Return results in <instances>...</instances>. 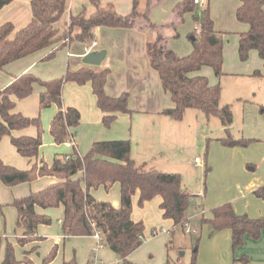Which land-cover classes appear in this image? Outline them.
Returning a JSON list of instances; mask_svg holds the SVG:
<instances>
[{
	"label": "trees",
	"instance_id": "trees-1",
	"mask_svg": "<svg viewBox=\"0 0 264 264\" xmlns=\"http://www.w3.org/2000/svg\"><path fill=\"white\" fill-rule=\"evenodd\" d=\"M14 0H0V10ZM67 0H31V20L23 28L14 30L10 23L0 27V71L16 60L29 54L48 48L53 43L63 40L61 47L72 42L90 44L94 39V30L98 27L148 30L156 33L154 38L147 40L146 53L149 65L160 80L162 90L170 96L173 107L162 114L172 121H181L187 110L200 111L206 119L215 117L224 130V137L218 139L223 147H247L255 140L236 138L230 127L233 116L229 105L221 104V88L210 85L208 79L197 75L202 68L212 70L215 78L223 76V38L214 29L209 16L208 2L201 4V16H195L197 6L195 0H182L176 4L172 13L180 19L184 14L192 13L195 30L190 35L191 53L178 56L167 45V40L160 34L158 26L149 20L152 0H147L146 9L138 11L140 0H133L132 10L126 15H119L112 4H102L99 0H88L93 8L89 15L82 11L70 15L67 27L59 36L55 24L65 12ZM160 3L164 0H155ZM235 20L247 25L245 33L240 34L237 54L240 61L249 58V52L255 51L259 59L264 61V0H238ZM143 22V27L138 22ZM175 31V26L172 27ZM173 38L178 34L173 32ZM55 51H51L43 60H51ZM109 69L95 71L88 67L76 71L66 70L60 78L41 81L31 74L14 77L13 81L0 90V141L10 137L12 146L17 153L29 160H35L28 170H18L5 165L0 160V181L6 187L51 176L59 182L49 185L41 191L31 192L27 196L16 198L11 206L16 210V244L24 247L28 243L41 241L36 230L39 225L48 226L52 223L49 216L39 215L36 208L54 209L63 207L61 233L64 241L71 237L93 236L99 234L101 245L111 250L119 259V264H133L127 257L143 243L144 224L131 219L132 198L138 194L137 205L142 207L156 197L161 199L159 209L162 217L171 220L174 227L184 232L187 222V209L192 196L183 188L178 173H166L147 170L144 164H136L131 158L129 141H98L94 142L84 155L74 148L71 156L61 159L54 158L51 165L44 161L37 163L39 147L42 143V128L39 117L27 118L12 111L15 107L14 97L22 100L31 95L35 84L43 91L39 95V109L56 106V113L50 122L49 133L56 145H61L74 136L73 130L78 126L79 112L71 107H63L61 94L63 86L74 83L78 86L90 84L96 98V105L103 114L102 124L109 128L116 119V114H129L128 94L109 97L105 94L104 85ZM253 77H260L258 70ZM261 112L264 108H261ZM28 127L36 129L35 137H13L12 131ZM247 171L256 170L255 165H246ZM209 168L205 170V176ZM80 173V177L73 178ZM115 183L120 187V206L114 208L109 202L98 201L91 195V190L103 187L108 191ZM252 195L264 200V185L252 192ZM195 197V196H194ZM3 206L0 205V226L3 225ZM211 219L201 217L200 225H207L209 234L214 235L223 230L231 233L233 251L243 244L245 238L258 240L264 230V216L249 218L247 215L236 214L230 203L216 206L211 211ZM4 237L0 235V244ZM5 239L4 254L0 264H33L23 257L18 261L14 255L13 245ZM170 244V242H169ZM36 249V248H35ZM34 249V250H35ZM53 247L43 258L41 264H48L56 254ZM198 240L195 241L189 264H197ZM236 262L250 264L246 255H241ZM63 264H76L73 259ZM163 264H173L169 255Z\"/></svg>",
	"mask_w": 264,
	"mask_h": 264
},
{
	"label": "crops",
	"instance_id": "crops-1",
	"mask_svg": "<svg viewBox=\"0 0 264 264\" xmlns=\"http://www.w3.org/2000/svg\"><path fill=\"white\" fill-rule=\"evenodd\" d=\"M205 1L209 2L208 0H203L202 4ZM30 2L31 0H14L3 7L0 10V27L6 23L12 24L15 31L25 27L31 20ZM99 2L112 4L115 11L122 16L128 15L133 5V0H99ZM140 2V5L144 7L142 9L144 11L147 0H140ZM168 2H170V5L166 7L167 10H163L164 16L175 3V1ZM238 5V0H236L234 7L237 8ZM164 7L165 5L161 8ZM82 11H85L87 15L93 12L88 0L66 1L65 12L55 24L59 36H62L65 31L70 15H76ZM138 25L143 27V22L139 21ZM245 26L246 30L243 28L242 31H245L242 33H245L248 29L247 25ZM242 33L234 34L237 38L236 47ZM227 35L231 34L225 33L224 37ZM153 36L155 35L149 34V31L145 29L98 27L94 30L93 41L96 42V45L93 47L91 44L79 42H72L66 47H61L63 40H60L48 48L7 64L0 71L1 90L10 84L14 77L23 74H31L42 81L62 76L66 70L76 71L85 67L95 71L109 69L110 73L104 85L105 94L109 97H118L123 93H127L129 96L128 108L130 113L116 114L115 121L109 128H106L101 122L103 114L97 108L96 98L92 93L90 84L87 83L83 86H78L74 83L65 84L61 94L62 105L63 107L76 109L79 112L80 119L78 126L73 130L74 136L72 140H68L61 145H56L49 133L50 122L57 111L56 106L51 105L46 109H39V95L43 91L41 86L35 84L31 95L25 99L17 100L13 97L12 100L15 102L13 113L27 118L39 117L40 119L42 143L39 147L37 163L42 160L47 165H51L54 158H67L72 155L74 148L78 152V145L87 149V146L91 147L97 141L123 140L130 142L131 158L136 164H144L147 170H156V168L160 169L166 166L164 165V163H167L165 159L169 157L170 151H167V153L163 151V156L167 155L168 157H161L159 161H156V158L150 155L148 150L144 149L145 135L149 134V132L157 130L162 135L161 131L170 130L172 134L169 133L167 136L171 138V136L177 135L176 129L179 127L177 125L178 122L172 121L162 114L164 110L172 108L173 103L170 96L162 90L157 73L149 65L146 42L152 39ZM51 51H55L54 58L48 61L43 60ZM91 51L105 52L100 65L90 66L83 63L84 56ZM189 52H191L190 48L186 46L180 54L186 56ZM236 53L235 55H238ZM249 57L255 63L253 67H246L244 71L230 73L234 71L225 72L222 64L223 76L244 75L252 78L253 71L255 69L259 71L260 69L261 77L264 78V61L259 59L255 51H250ZM202 70L203 68L197 75L204 76L207 73L202 72ZM209 83L214 85L211 82ZM250 89L253 90V86ZM236 96V100L241 101L240 95ZM249 105H253V102L244 106L247 114L245 112L241 125V136L239 137L253 139L255 142L247 147H223L218 141V139L223 137L221 134L224 135L222 126L214 138H211V135L206 136L205 139L208 140L209 144V155L204 165L209 167L207 178H209L210 184L200 200L203 210L198 214L197 209L194 208L193 214H189L187 217L188 222L195 216L198 219L201 217L211 219V212L208 217H205L209 210L224 203H230L234 212L239 215L245 214L253 219L264 216V200L257 199L252 195L255 189L264 185V111L258 110V105ZM44 117L47 120L46 124L43 122ZM81 125L85 127L78 132ZM230 130L237 132V123L234 120ZM11 135L16 138L35 137L36 129L28 127L23 130L12 131ZM44 147L47 151H50V154H53L51 157H48L43 151ZM162 159L164 160L161 162ZM0 160L5 165L12 166L18 170H28L35 162V160L29 161L21 157L12 146L8 136L3 137L0 141ZM247 164L255 165L256 170L253 172L247 171ZM193 165L198 168L202 166V162L200 161L199 164L194 162ZM160 172L166 171L162 169ZM78 177H80V173L73 178ZM57 182H59V179L51 176L39 177L32 182L12 187L4 186L0 181V205L3 206L2 212L5 227L6 225H9L10 228L13 225L16 226L17 213L10 205L14 199L27 196L31 192L41 191ZM91 195L98 201L109 202L114 208H119L120 206V187L117 183L108 191H105L103 187L91 190ZM137 197L138 194L136 193L132 198L131 219L134 222H143L145 233L143 232L142 245L131 253L127 259L133 264H163L169 255L171 242L170 244L169 242L165 244L162 249L160 246L158 248L152 247L153 240L159 235L173 233L176 227H174L171 220L163 219L162 211L159 209L161 203L159 197L145 202L142 207L137 206ZM35 210L37 214L49 216L52 219L50 225H39L37 227L36 233L37 236L42 238L41 241L31 242L24 247H19L16 244L18 235L15 231L10 236L3 235L13 245V249L15 245L19 247L18 254L15 253L18 261L26 257L33 264H41L43 258L49 254L53 247H56L55 257L48 264H63L73 259L76 264H92L93 261H96L97 264H119V259L116 255L107 247L101 245L99 238L94 235L71 237L64 241L61 233L63 207L54 209H40L37 207ZM159 220L160 224L162 223L168 227H164L165 229L163 226L158 228L155 223L159 222ZM206 226L200 225L201 228L207 230ZM213 237L212 242L208 241L211 244L212 252L218 259L223 258L222 250H220L219 246V243L222 242L229 261V253L231 254L230 231H220ZM236 255H246L250 264H264V230L258 240L245 238L243 244L235 250L234 256Z\"/></svg>",
	"mask_w": 264,
	"mask_h": 264
},
{
	"label": "rangeland",
	"instance_id": "rangeland-1",
	"mask_svg": "<svg viewBox=\"0 0 264 264\" xmlns=\"http://www.w3.org/2000/svg\"><path fill=\"white\" fill-rule=\"evenodd\" d=\"M168 1H175V3L173 4L171 10H168L167 14L164 16L163 10H167L166 7L170 5V2ZM181 1L182 0H164L160 3H157L155 0H152V7L149 12L150 22L158 26L157 29L160 31L159 33L162 34V36L167 40L168 47L173 50L178 56H183L180 53L183 52V48L186 46L189 47L191 51L190 35L194 32L196 27L193 20L194 14H184L180 21L177 15L172 13L173 7ZM208 1L209 16L214 23V28L218 32L220 31L219 33L222 34L223 38L222 55L224 71H234L230 73H237V71H244L246 67H253L255 63L250 57L247 61L242 62L239 60L238 55H235L237 50V38L234 34L238 35L239 33H242L246 30V26L244 24L237 23L235 20L236 7H234V4L236 0ZM206 2L207 1H205L203 4H205ZM140 4L141 2L139 3L138 11L142 12V9H144V7H142ZM163 5H165V7L161 8ZM202 5L197 6L195 16H201ZM173 26H175V31H173L172 29ZM243 28L245 29L244 31H242ZM173 32H176L178 34L177 38H173ZM225 33H229L231 35H227L224 37ZM152 34L156 35V33ZM190 53L191 52H189L188 54ZM202 72H207L209 74H204V77H206L209 82L213 83L214 85L218 84L220 86L221 104L230 106L233 120L235 121V123H237V132L233 131L232 134L236 138L241 136V125L244 120L245 112L247 114V111L245 109L246 107L244 106L253 102V105L249 106L258 105V110L264 108V78L261 76L249 78L244 75H225L220 79H216L211 69L203 68ZM60 77L61 75L57 78ZM54 79L42 81H50ZM251 86H253V90L250 89ZM254 94L255 96H253ZM236 95H240L241 101L236 100ZM43 122L45 124L47 123L45 117L43 118ZM166 122L168 123V121ZM177 122V125L179 126L176 129L177 135L171 136V138H168L167 136V134L169 133L172 134L170 130H166L165 132L161 131L162 135H160L159 131L157 130L151 133L149 132V134L145 135L146 141H144V149L148 150L150 152V155L156 158V161H159L161 157H168L167 155L163 156V151L165 153H167V151H170L169 157L165 159L167 163L165 164L163 162L166 166H161L162 168H156V170L162 171V169H164V171H166L167 173L180 174L183 188L191 195H193L186 212L188 217L189 214H193L194 208L197 209L198 214H200L203 210V206L200 203V200L202 195L209 188L210 184L209 178H207L208 174L205 176L204 173L205 170L209 168L205 167L204 165V163L207 162V157L209 155V144L208 140L205 138L208 135H211L210 137L214 138L219 130H221V125L217 118L210 117L209 119H206V117L200 111L196 110H187L183 115L182 120ZM84 127L85 126L81 125L80 129H78V132ZM221 135L224 137L223 134ZM89 149L90 146H87V149H85L82 148L81 145H78V153L80 155L86 154ZM43 151H45L48 157H51L53 155L52 153L50 154V151H47L45 147ZM195 159L200 160L202 162V166L195 168L193 165ZM163 160L164 159H162L161 162ZM212 209L209 210L205 217H208ZM189 221L190 222H188L187 220L186 222L189 223V229L196 230V233L192 232L190 234H187L185 231L183 232L179 228H175L173 233L171 232L172 234L165 233L159 235L156 239H154L152 247L158 248V246H160L163 249V247H165V244L171 242V248L169 249L170 261L173 264H189L195 241L198 240V253L196 258L197 264H228V262L229 264H242L241 262L234 261V259H237L240 255L234 256V252L236 249L233 251L231 244V254L229 253L230 260L228 261V258L223 249L224 246L222 242L219 243V246L220 250H222L223 258L218 259L212 252L211 244L208 243V241L212 242V239L214 238L213 236H215V234L217 233H215L214 235H210L209 228L206 225L201 226H206L207 230L201 228L199 219L196 216ZM155 225L158 228L162 226L163 228L168 227L166 225H163L162 223L160 224V220L159 222H156ZM13 231L17 233L14 225L11 228L9 227V225H6L5 227V223L0 226V235L2 236H10L12 235ZM6 236L4 238H6ZM4 238L2 239L0 244V261L2 260L4 254ZM19 247L16 245L14 246V255L15 253L18 254L20 250Z\"/></svg>",
	"mask_w": 264,
	"mask_h": 264
},
{
	"label": "water",
	"instance_id": "water-1",
	"mask_svg": "<svg viewBox=\"0 0 264 264\" xmlns=\"http://www.w3.org/2000/svg\"><path fill=\"white\" fill-rule=\"evenodd\" d=\"M105 56L104 51H91L87 53L83 58V63L90 66H98Z\"/></svg>",
	"mask_w": 264,
	"mask_h": 264
},
{
	"label": "built area",
	"instance_id": "built-area-1",
	"mask_svg": "<svg viewBox=\"0 0 264 264\" xmlns=\"http://www.w3.org/2000/svg\"><path fill=\"white\" fill-rule=\"evenodd\" d=\"M202 2H203V0H195V3L200 4V5L202 4ZM95 45H96V42L93 41V42L91 43V46L93 47V46H95ZM194 162H195V164H199V163H200V160L195 159ZM184 231H185L187 234H190V233H192V232H193V233H196L195 230H191V229H189V223H186V224H185V226H184ZM94 236H96V237L99 238V234H98L97 232L94 234ZM92 264H97V263H96V261H93Z\"/></svg>",
	"mask_w": 264,
	"mask_h": 264
}]
</instances>
